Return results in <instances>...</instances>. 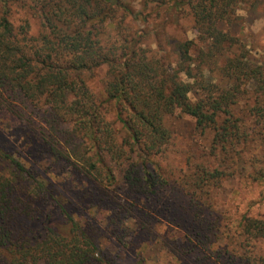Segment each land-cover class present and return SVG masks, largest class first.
<instances>
[{
  "label": "trees",
  "instance_id": "obj_1",
  "mask_svg": "<svg viewBox=\"0 0 264 264\" xmlns=\"http://www.w3.org/2000/svg\"><path fill=\"white\" fill-rule=\"evenodd\" d=\"M244 2L0 0V264H148L151 244L179 264H264V213L234 216L212 199L237 178L264 203V52L253 58L231 29ZM149 8L186 11L201 44L179 41L175 60L146 45L124 21L146 22ZM102 66L120 129L85 78ZM183 116L209 151L168 167ZM34 141L43 163L27 158ZM70 187L103 218L77 217Z\"/></svg>",
  "mask_w": 264,
  "mask_h": 264
},
{
  "label": "rangeland",
  "instance_id": "obj_2",
  "mask_svg": "<svg viewBox=\"0 0 264 264\" xmlns=\"http://www.w3.org/2000/svg\"><path fill=\"white\" fill-rule=\"evenodd\" d=\"M242 6L244 8H240L238 11L239 20L232 24L231 29L245 42L253 58H261L264 52V0H245ZM144 12H146V14L151 13L147 16L146 22L141 19H135L133 16L129 15L124 23L126 22L128 26L132 28L143 29L146 45H151L154 48L160 49L161 47L166 48L168 53L172 52V57L175 60L174 50L179 41L192 39L196 41L197 45L201 44L198 40L196 29L193 27V21L186 11H153L149 8ZM111 32L112 30L110 33ZM166 50L161 49V52L165 53ZM106 71L107 67L102 66L94 69L91 73H86L85 78L98 100L106 107L108 117L114 121L116 127L120 129L121 124L117 120L115 103L113 101H107V95L104 90ZM171 126L175 138L167 154V160H164L163 164L165 166L168 165V167H185L186 169L188 163H194L193 161L196 160L201 161L204 157L202 155L209 151V138L207 136L200 138L195 134V121L189 116H183L182 118L175 119ZM16 127L21 126L18 124ZM10 138L14 141L13 143H19L25 140L23 136L17 135L16 133L10 134ZM33 144L35 149L27 150V158L34 160L40 157V161L43 163L47 160L44 149L35 141ZM54 174L53 172L52 177L55 181L60 179V177ZM73 188L74 187H70L65 192L70 199L68 205L77 217H88L89 215L94 217L96 215L98 219H102L105 212L100 208L98 209V207L95 208V206H92L101 205V203L95 204L88 198L82 199L80 195H77L75 192L76 189ZM212 197L213 204L217 210L228 212L234 216L247 211L256 215H263L264 213V203L260 195L259 187L250 185L248 182L238 180L237 178L225 179L222 185L217 186L216 189L213 190ZM33 205H37L40 210H43L47 204L44 201H37ZM40 215L41 217L39 220L34 221L33 224L36 228L40 227L42 214L40 213ZM161 231L164 234L171 233L170 225L168 223L162 224ZM99 233H101L100 235L103 234L106 242L108 241V244L111 245L112 240L108 237L109 235H105L103 231ZM146 250L145 253L148 258V264H179L175 259L172 260L161 245L151 244ZM138 251L139 249L128 251L125 260L133 263L137 260Z\"/></svg>",
  "mask_w": 264,
  "mask_h": 264
}]
</instances>
